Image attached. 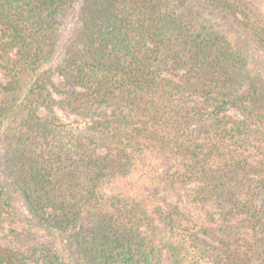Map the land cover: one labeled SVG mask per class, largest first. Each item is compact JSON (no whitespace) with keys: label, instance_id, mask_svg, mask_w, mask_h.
<instances>
[{"label":"trees","instance_id":"1","mask_svg":"<svg viewBox=\"0 0 264 264\" xmlns=\"http://www.w3.org/2000/svg\"><path fill=\"white\" fill-rule=\"evenodd\" d=\"M0 72V264H264V0H0Z\"/></svg>","mask_w":264,"mask_h":264},{"label":"rangeland","instance_id":"2","mask_svg":"<svg viewBox=\"0 0 264 264\" xmlns=\"http://www.w3.org/2000/svg\"><path fill=\"white\" fill-rule=\"evenodd\" d=\"M3 80H4V76L0 72V81H3ZM54 80H56V79H54ZM66 90L78 91V92L80 91V89L75 85H69ZM54 98L60 99V96L54 94ZM53 106H54L55 113L58 116H60L62 119L66 118L68 116L72 117V118L76 116V113H73L72 111H70L69 108L63 106L62 104L58 103V104L53 105ZM99 108L103 109V110H109V107H105V106H102ZM227 112L229 114H234V110L231 108H229ZM157 187L158 186H153L150 188L145 187L141 190V195H142L141 197L143 199H145V201L148 205L149 212L153 213V211L155 209H157V207H159V205L164 206L162 204L163 203L162 199L165 200V202H167V203L176 204L181 210H186L190 207L189 203L186 201V198L184 195L185 194L184 189H182L178 184L174 185V187L167 185V186L162 187L161 189H159ZM207 207L210 208L209 205H207ZM211 211H214V213H215V215H214L215 221L212 224V227H215L217 223L219 224L221 222V219L218 216L217 212H215L216 211L215 209L214 210L212 209ZM12 227L16 228V229H20L21 224H13ZM215 233L218 234L217 231H215Z\"/></svg>","mask_w":264,"mask_h":264}]
</instances>
